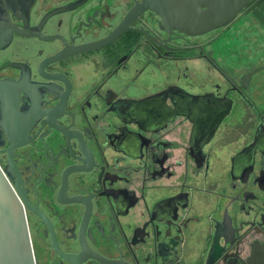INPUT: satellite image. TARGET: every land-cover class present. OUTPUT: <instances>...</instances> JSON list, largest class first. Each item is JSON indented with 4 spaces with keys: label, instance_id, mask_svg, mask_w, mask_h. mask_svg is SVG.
Returning <instances> with one entry per match:
<instances>
[{
    "label": "flooded vegetation",
    "instance_id": "af4514ba",
    "mask_svg": "<svg viewBox=\"0 0 264 264\" xmlns=\"http://www.w3.org/2000/svg\"><path fill=\"white\" fill-rule=\"evenodd\" d=\"M140 1L0 0L35 264H264V0L191 32Z\"/></svg>",
    "mask_w": 264,
    "mask_h": 264
},
{
    "label": "water",
    "instance_id": "95a60500",
    "mask_svg": "<svg viewBox=\"0 0 264 264\" xmlns=\"http://www.w3.org/2000/svg\"><path fill=\"white\" fill-rule=\"evenodd\" d=\"M249 1L141 0L137 10L153 9L167 24L191 32L196 28H212L232 21ZM0 264H35L23 205L1 168Z\"/></svg>",
    "mask_w": 264,
    "mask_h": 264
}]
</instances>
